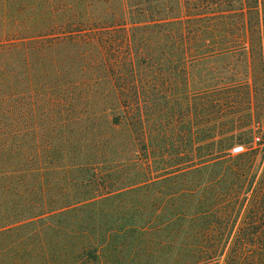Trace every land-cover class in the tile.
Returning <instances> with one entry per match:
<instances>
[{"label": "trees", "instance_id": "1", "mask_svg": "<svg viewBox=\"0 0 264 264\" xmlns=\"http://www.w3.org/2000/svg\"><path fill=\"white\" fill-rule=\"evenodd\" d=\"M63 49L90 89L47 60L66 84L41 129L27 68ZM163 69L192 112L171 161L148 114ZM262 109L264 0H0V264H264V148L231 152Z\"/></svg>", "mask_w": 264, "mask_h": 264}, {"label": "rangeland", "instance_id": "2", "mask_svg": "<svg viewBox=\"0 0 264 264\" xmlns=\"http://www.w3.org/2000/svg\"><path fill=\"white\" fill-rule=\"evenodd\" d=\"M86 41L87 40L84 38H80L77 40L66 39L64 42V46L70 47L72 46V44L78 43V44H82L83 47H85L84 43ZM94 42L99 43L98 40H95ZM66 51H68V49H63V51H60L58 53H42L39 55L40 62L37 64H33V62H31L27 68L26 92H27L28 108L30 112H33L34 109H37V115H38L37 121L39 122V124L42 125L41 129L44 126H46L47 120L50 119V117L47 116L46 114L49 113L47 112L48 107H46V104L49 101L51 102L55 97L56 93L58 92L56 86L60 83L66 84V79L63 78L64 75H59L53 72L57 78L56 81L57 85L53 88L49 87V85H51V82L54 81L55 78L54 75H50V76L47 75L48 74V68H47L48 64L46 63L48 62L47 60L49 59L56 60L58 62V65L61 66V68H67V69L75 68L77 74L74 73V76L71 79V81L73 82V87H72L73 89L71 91L76 92L78 93V95H80L88 92V90L90 89V87L87 86V83L93 78V74L89 72L86 73L78 72L77 69L78 64H81L80 62L81 59L79 58L81 56V52H79V54L77 52L72 54L71 52L68 51L69 52L68 53ZM91 56H95L94 51L91 52ZM167 56L169 57L171 55H167ZM178 56L181 55L180 54L177 56L174 55L173 57L178 58ZM87 57H90V53L89 55H87ZM161 74L171 75L172 77L171 80H173V82L166 84L167 89L164 95L168 97L164 99V98H158L156 96L158 92V88H160V86H158V83H156L154 80L152 81L153 86L152 88L150 87L151 88L150 90L153 93L152 95L153 106H151V109L148 111V114H150L153 117L151 134H154V141L152 145L154 146V149L157 147L158 150L157 152L161 154H165L169 158V156L174 154L176 150L180 152H184V149L187 147L186 146V144H188L187 120L189 114H191L192 112L188 108L190 96L188 95L186 89L185 81L183 79L184 75L182 71H180V69L177 71L171 69H163L161 71L157 70V77ZM143 82L144 80L142 79L138 80V83L140 84L139 87L141 86V83L143 84ZM79 84L81 85V88L76 89L77 86H80ZM48 96L50 97V99H47ZM77 98H80V96H78ZM36 101H38V103ZM34 104L38 105V107H36ZM31 114L29 119L34 121L33 116ZM142 115L145 116L144 113H142ZM258 121H259V126H257V128L255 129V134H254L255 137L252 136L249 139V142L246 144L237 143L236 145H243L246 151H250V150L259 151L264 148V109H262V114ZM103 123H104V119H103ZM162 136L167 137V140L163 143H161ZM149 147L151 148L150 145ZM168 163L171 164V162Z\"/></svg>", "mask_w": 264, "mask_h": 264}, {"label": "built area", "instance_id": "3", "mask_svg": "<svg viewBox=\"0 0 264 264\" xmlns=\"http://www.w3.org/2000/svg\"><path fill=\"white\" fill-rule=\"evenodd\" d=\"M257 139H259V138H257ZM246 150H245V148H244V146L243 145H236V146H234L233 148H232V150H231V152L233 153V154H241V153H243V152H245Z\"/></svg>", "mask_w": 264, "mask_h": 264}]
</instances>
